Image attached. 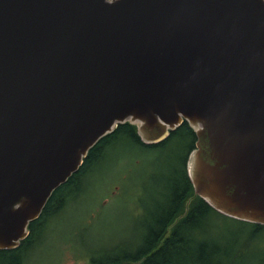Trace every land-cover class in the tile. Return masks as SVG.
<instances>
[{"label":"water","instance_id":"1","mask_svg":"<svg viewBox=\"0 0 264 264\" xmlns=\"http://www.w3.org/2000/svg\"><path fill=\"white\" fill-rule=\"evenodd\" d=\"M183 122L194 196L264 226V0H0V251L119 125Z\"/></svg>","mask_w":264,"mask_h":264},{"label":"rangeland","instance_id":"2","mask_svg":"<svg viewBox=\"0 0 264 264\" xmlns=\"http://www.w3.org/2000/svg\"><path fill=\"white\" fill-rule=\"evenodd\" d=\"M179 147L178 139L163 148L145 149L126 140L114 141L83 178V188L48 222L25 254V264H90L91 258L115 249L137 247L141 236L165 204L166 167ZM252 224L206 215L195 232L197 242L220 256L202 264H264V230L251 236Z\"/></svg>","mask_w":264,"mask_h":264},{"label":"trees","instance_id":"3","mask_svg":"<svg viewBox=\"0 0 264 264\" xmlns=\"http://www.w3.org/2000/svg\"><path fill=\"white\" fill-rule=\"evenodd\" d=\"M175 138L178 139L179 147L166 167L168 177L165 204L159 206L155 218L151 217L150 225H147L138 246L132 250L115 249L103 252L98 258H91L90 264H202L196 257L197 250L194 251V247L200 250V259H208L209 255L220 256L221 251L215 248L210 249L209 255L206 254L207 246L199 244L195 235L206 215L214 211L199 197L194 196L193 187L187 178L186 162L196 142L193 130L183 122L162 143L145 146L139 140L136 128L125 123L89 150L79 170L52 193L38 219L29 224L27 239L17 249L0 251V264H25V254L41 237L48 222L78 196L83 188V178L102 159L105 149L114 141L129 140L142 148L152 149L163 148ZM251 226L253 237L264 230V226Z\"/></svg>","mask_w":264,"mask_h":264}]
</instances>
